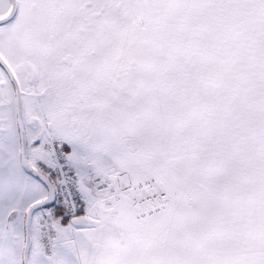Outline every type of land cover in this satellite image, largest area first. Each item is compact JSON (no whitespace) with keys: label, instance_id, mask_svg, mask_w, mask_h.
Listing matches in <instances>:
<instances>
[{"label":"snow or ice","instance_id":"obj_1","mask_svg":"<svg viewBox=\"0 0 264 264\" xmlns=\"http://www.w3.org/2000/svg\"><path fill=\"white\" fill-rule=\"evenodd\" d=\"M0 264H264V0H0Z\"/></svg>","mask_w":264,"mask_h":264}]
</instances>
